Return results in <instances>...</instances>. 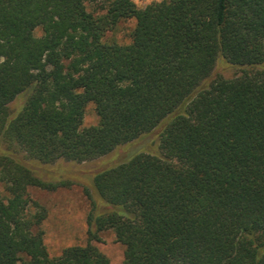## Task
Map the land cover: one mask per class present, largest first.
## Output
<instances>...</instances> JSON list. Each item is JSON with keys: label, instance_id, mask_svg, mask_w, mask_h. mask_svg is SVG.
Returning <instances> with one entry per match:
<instances>
[{"label": "trees", "instance_id": "trees-1", "mask_svg": "<svg viewBox=\"0 0 264 264\" xmlns=\"http://www.w3.org/2000/svg\"><path fill=\"white\" fill-rule=\"evenodd\" d=\"M0 0V264H264V68L201 87L221 56L264 62V0ZM135 20L127 44L103 39ZM40 29V35H36ZM18 106L11 109L12 102ZM92 103L97 122L82 127ZM162 123L158 155L95 171L88 241L51 257L39 165L94 160Z\"/></svg>", "mask_w": 264, "mask_h": 264}, {"label": "rangeland", "instance_id": "rangeland-1", "mask_svg": "<svg viewBox=\"0 0 264 264\" xmlns=\"http://www.w3.org/2000/svg\"><path fill=\"white\" fill-rule=\"evenodd\" d=\"M160 0H133L139 8L144 5ZM86 9L94 14H100L103 9V0L87 1ZM133 18L120 20L114 29L107 31L103 39L115 41L119 44H127L131 40V32L134 27ZM36 35H40V29H36ZM264 68V62L255 67H243L232 65L219 56L209 76L203 81L201 87L208 85L212 80L222 78H232L241 75L244 71ZM20 100L12 102L10 108L18 106ZM97 116L92 103H88L84 110L81 126L94 125ZM162 123L151 131L140 135L133 141L122 144L113 149L108 154L90 161L80 163L58 160L50 165H39L37 171L45 179L61 178L69 180L66 186L58 187L53 191H47L38 187H29L30 197L41 204L46 210L41 227L44 232V244L51 257L58 256L61 250L68 246H83L88 241L86 233V214L89 210L90 193L89 184L91 176L99 169L121 162L126 157L138 152L155 153L158 155L159 134ZM88 190V192H87ZM0 194L2 188L0 187ZM101 253H103L109 264H120L123 259L124 247L115 241L112 230L106 229L97 233V239L90 240Z\"/></svg>", "mask_w": 264, "mask_h": 264}]
</instances>
